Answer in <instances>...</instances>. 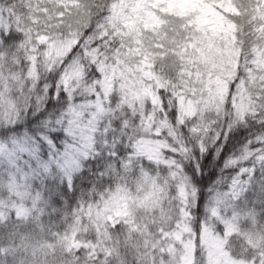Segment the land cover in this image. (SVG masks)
<instances>
[{"label":"snow or ice","instance_id":"6c2138e0","mask_svg":"<svg viewBox=\"0 0 264 264\" xmlns=\"http://www.w3.org/2000/svg\"><path fill=\"white\" fill-rule=\"evenodd\" d=\"M0 0V264H264V0Z\"/></svg>","mask_w":264,"mask_h":264},{"label":"trees","instance_id":"16d2710c","mask_svg":"<svg viewBox=\"0 0 264 264\" xmlns=\"http://www.w3.org/2000/svg\"><path fill=\"white\" fill-rule=\"evenodd\" d=\"M179 7H180L181 12L184 11L186 8V0H180Z\"/></svg>","mask_w":264,"mask_h":264}]
</instances>
